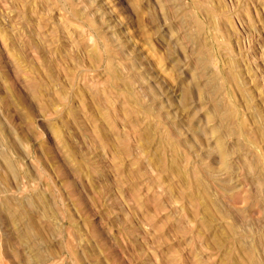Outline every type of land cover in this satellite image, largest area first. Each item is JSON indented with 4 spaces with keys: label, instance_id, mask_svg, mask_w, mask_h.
Returning a JSON list of instances; mask_svg holds the SVG:
<instances>
[{
    "label": "rangeland",
    "instance_id": "rangeland-1",
    "mask_svg": "<svg viewBox=\"0 0 264 264\" xmlns=\"http://www.w3.org/2000/svg\"><path fill=\"white\" fill-rule=\"evenodd\" d=\"M0 264H264V0H0Z\"/></svg>",
    "mask_w": 264,
    "mask_h": 264
},
{
    "label": "bare ground",
    "instance_id": "bare-ground-1",
    "mask_svg": "<svg viewBox=\"0 0 264 264\" xmlns=\"http://www.w3.org/2000/svg\"><path fill=\"white\" fill-rule=\"evenodd\" d=\"M8 167L11 168V169L13 168L12 165L11 166H8Z\"/></svg>",
    "mask_w": 264,
    "mask_h": 264
}]
</instances>
